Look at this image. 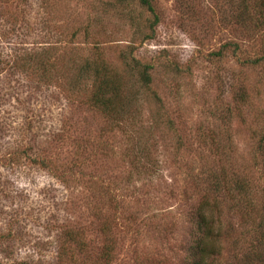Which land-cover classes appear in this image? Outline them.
I'll use <instances>...</instances> for the list:
<instances>
[{"label":"rangeland","instance_id":"obj_1","mask_svg":"<svg viewBox=\"0 0 264 264\" xmlns=\"http://www.w3.org/2000/svg\"><path fill=\"white\" fill-rule=\"evenodd\" d=\"M246 1L0 0V264H264Z\"/></svg>","mask_w":264,"mask_h":264},{"label":"trees","instance_id":"obj_2","mask_svg":"<svg viewBox=\"0 0 264 264\" xmlns=\"http://www.w3.org/2000/svg\"><path fill=\"white\" fill-rule=\"evenodd\" d=\"M135 1L138 2V5L142 9H144L145 12H147L149 16L151 17L152 21L149 24L148 28L152 29L157 23V18L155 16L154 10L149 0H135ZM252 1L256 5L257 9L260 10L259 22L255 21L250 25L251 30L256 31L257 29L260 30L261 26L264 24V0H252ZM246 2H247L246 0H240V2L237 3V15L236 16L239 22L246 21V17H248L247 16L248 6L246 5ZM263 36H264V33H263ZM219 54H220L219 52H216L214 55L218 56ZM249 64L252 66H257L261 64L264 66V53L255 57L253 60L249 62ZM146 69H148V67L143 66L141 80L144 82V84H148L149 82L148 76L146 74ZM100 83L101 85L103 84L102 82ZM103 86L106 88L104 84ZM98 96L93 97L92 103L94 105H99L101 107H104L105 106L104 100L102 101L101 98L99 99ZM202 208L203 206H200L198 209V213H197L196 229L198 231V234L196 235V241L193 243L194 256L188 261L187 264H204L205 256L209 255V248L207 247L206 242L212 237V228H211V223L206 219L205 215L202 214Z\"/></svg>","mask_w":264,"mask_h":264}]
</instances>
